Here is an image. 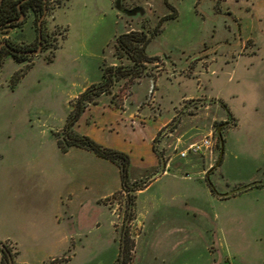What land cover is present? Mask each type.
I'll use <instances>...</instances> for the list:
<instances>
[{
    "label": "rangeland",
    "instance_id": "rangeland-1",
    "mask_svg": "<svg viewBox=\"0 0 264 264\" xmlns=\"http://www.w3.org/2000/svg\"><path fill=\"white\" fill-rule=\"evenodd\" d=\"M168 3L177 10L178 18L164 22L163 32L151 42L148 52L153 55L173 53L176 58L147 67L149 75H164L168 79L175 73L185 79L198 77L214 63V60L201 62L199 71L194 75L195 72L187 71L189 63L178 59L184 53H198L205 44L216 43L226 36L234 43L239 41L240 29L235 26L233 16L227 13L228 9L242 19L241 37L242 33L248 37L258 31L261 20L264 21V0H226L222 12L214 11L215 0H168ZM133 6H141L139 14L127 17L114 0H65L51 23L54 28H62V34L59 33L54 42L55 48L59 45L61 48L53 52L50 50L23 65L8 57L0 67V236L14 238L17 235L14 226L17 228L29 214L27 209L14 206L16 184L20 173L26 174L29 168L47 165L48 154L57 148L53 133L64 127L66 110L71 113L73 108L69 103L75 100L70 99L71 93L78 90L86 78H96L104 62L108 65L114 62L118 34L140 30L143 25L155 28L161 17L173 13L165 0H130L129 7ZM229 26H232V31ZM64 36L66 38L62 41ZM5 37L19 43L25 40L18 30L3 32L0 41ZM54 55L56 62L47 63ZM116 63L120 64L119 61ZM34 64L35 67L30 70ZM233 65L227 66L225 73L212 82L211 94L221 97L240 118L238 129L233 130L235 126H232L225 130L227 143L219 166L216 133L227 116L219 104L212 103L214 99L204 95L196 96L194 99L199 101L189 104L194 106L193 111L184 113L178 121V132L183 136L181 144L172 148L169 144L163 152L159 151L163 167H160L159 153L151 138L153 133L147 137L142 129H133L126 118L118 124L116 116L121 112L114 111L108 98H99L96 104L81 113L73 129L96 135L104 145L91 138L97 144L128 155L131 184L144 188L134 193L133 205L124 191L99 201L98 208L104 211L110 231L108 227L102 230L104 234L97 240V250L96 247L84 246L78 261L83 264H120L125 243L127 264H264V184L254 190L221 196L264 181V137L258 135L264 130V117L254 118V121L259 119L261 125L247 126L251 118L246 116L240 101L233 98L238 92L247 98L246 104L256 103L263 107V82L260 79V84H257L252 80V83L241 85L237 80L241 73L238 69L236 73ZM26 73L27 79L14 90ZM60 74H73L78 85L71 88V84L58 79ZM185 79L172 85L163 79L159 86L165 95H169L170 91L178 96L197 94L196 81ZM132 85L128 81L118 84L123 87ZM190 101L181 102L179 108ZM211 133L216 137V148L212 160L204 167L211 168L205 174H199V170L190 169L191 165L187 164L192 163L194 157L184 159L180 153ZM68 152L69 149L61 150V162L74 160ZM99 160V176L106 177L114 187L120 186L118 169L107 165L102 158ZM187 173L191 174L190 180L185 179ZM101 185L100 179L96 189H100ZM191 185L196 189L192 198L202 201V206L205 205L209 211L204 224L202 215L187 214L185 208L182 211L173 203V195L178 197ZM207 187L213 198L218 200L215 204L210 202L212 196ZM179 211L184 220H189L188 223L182 222ZM188 226L194 228V233ZM88 235L94 238L95 231ZM10 239L19 243L24 258L37 264L36 258L39 254L40 257L43 255L39 250L43 247L41 239ZM64 261L67 260H60L59 263Z\"/></svg>",
    "mask_w": 264,
    "mask_h": 264
},
{
    "label": "crops",
    "instance_id": "crops-1",
    "mask_svg": "<svg viewBox=\"0 0 264 264\" xmlns=\"http://www.w3.org/2000/svg\"><path fill=\"white\" fill-rule=\"evenodd\" d=\"M250 37H252L255 41L253 51H250V53L245 52L244 54H238L234 60L229 63L225 58L214 60L209 73L203 76L207 87L206 96L209 99L222 100L221 97L211 94L212 82L223 72L225 73L227 66H232L234 63V71L237 73L238 69L241 73L237 77L238 83L240 82L241 85H244L252 83V80H255L257 81V84H260L258 80L261 79L263 82V85L261 86V93L264 95V26L261 27V31H254ZM56 58L57 57H55L53 62L50 64H54L56 62ZM102 74V67H99V75L96 78H86L84 82L82 81V78H78L79 81H82V86L78 87V90L71 93L72 95L70 96L72 97L70 99H76L89 87L99 83L102 80ZM27 75L22 78L20 83L27 79ZM61 76L62 75L60 74L58 79L61 78L62 82L65 81L69 83V85L71 84V88H74L72 85H78L77 79L73 74L70 76H67L66 74L62 77ZM164 77L165 76L159 78V85L163 79L169 81L167 77ZM184 79L185 78L178 77L175 78L174 82ZM170 83L171 85L173 84L172 81ZM259 87L260 86L258 85V90ZM17 88H15V90H17ZM118 92L119 89L114 88L111 95L102 96V98H108L109 104L114 111L121 112V115L118 114L116 116L117 123L119 124L120 121L125 118L130 125L134 122L136 126L132 127L133 129H142L147 137L153 133L151 135L153 143H155L158 133L170 125V122L174 118L173 112L176 111L179 102L187 99H193L200 95L199 92H197V94H193L191 96H178L173 95L171 91L169 92V95H165L159 86L157 92H155L156 97L151 101L152 104L144 105L149 98H151L149 96L152 94L151 83L148 80L141 81L136 86L132 87V89L125 91L121 94V96H119L120 94H118ZM243 97L244 96L240 95L238 92L233 95L235 100L240 101V105L246 113V116L251 118V120L247 122V126L254 127L261 125V123H259V119L258 121H254V118L264 117V106L259 107V104L256 103L246 104L248 103V100ZM222 101L226 103L224 100ZM69 103H72V101H69ZM227 106L233 118L236 120V127L233 129L236 130L240 125L239 115L236 110L228 104ZM67 112L68 110H66L64 126L69 114V112ZM138 124L141 125L140 128L138 127ZM76 133L80 135L84 134L99 144L104 145V143L100 141L96 135H92L91 133ZM258 135L264 137V130H262ZM182 137L183 136L178 132L177 126L172 127L169 131L164 132L159 140L156 141L158 151L163 152L164 148L166 149L169 144L170 148L174 145L178 147L181 144ZM60 152L61 149L57 144V148L55 150H51L48 154L49 156L45 161L47 165L42 168H29L28 173L26 174L20 173V180L15 187L17 198L14 199V206L16 205L18 208L27 209L26 211L29 214L21 220V224L17 226V228L14 226V232L17 233L14 238L42 240L43 247L39 250H41L43 255L40 257L39 254V257L36 258L37 264H48L56 258L65 256L69 253V251L72 252L71 259L62 264H83L81 260L78 261L79 253H82L85 248L96 247L97 250V240L102 234H104L102 230L108 227L107 229L110 231V226L104 216V211L99 210L98 208L99 201L108 199L123 190L122 177L120 186L114 187V185L109 184L106 177L99 176L97 171L100 162L99 159L101 157L96 155L94 152L79 147H71L69 148L68 153L71 155L70 158L74 160L67 162H61L62 157ZM213 155L214 152L207 155L191 156L194 157V160L192 163L187 162V164L189 166L191 165L190 167L192 168L190 169L196 168L194 170H199V174L200 172L201 174H205L206 171L211 168V166H209V168L206 167L205 169V163H209V160H212ZM84 159H86L87 162ZM103 160L107 165H110V167L118 169L121 174L120 168L116 164L105 159ZM196 160L198 163L194 162ZM93 164L95 166H93ZM190 175V173H187L185 179L190 180ZM100 179L102 185L100 189H96ZM175 188L178 190V186H175ZM254 188L251 189L254 190ZM188 189V191L192 190V192L183 190L180 192L181 194L179 193L180 195L178 194V197H174L173 195V203L176 207H178V209L181 208L182 211L185 208L187 214H191L192 212L194 213V216L202 215V222L204 224L206 222V214L209 211L205 209V205L202 206L203 202L201 200L200 201L202 203L195 201L192 198L195 195V192H193L196 191L195 186L191 185ZM206 189L212 196V193L208 190L209 188L207 187ZM210 202L215 204L218 200L216 197L213 198L212 196L210 198ZM179 215L182 217V212L179 211ZM216 217H218V215ZM181 220L182 222H189L187 219L184 220L183 217ZM93 222L94 225L92 224ZM92 226L93 228L89 229V227ZM188 228L192 233H194L193 227L190 228L188 226ZM91 231H95L94 238H89L88 234ZM10 238L14 239L9 235L5 237L0 236V242L8 241L13 245V247H15L17 252L15 259L16 263L34 264L23 257V252L19 243L10 241Z\"/></svg>",
    "mask_w": 264,
    "mask_h": 264
},
{
    "label": "flooded vegetation",
    "instance_id": "flooded-vegetation-1",
    "mask_svg": "<svg viewBox=\"0 0 264 264\" xmlns=\"http://www.w3.org/2000/svg\"><path fill=\"white\" fill-rule=\"evenodd\" d=\"M11 1L14 3V8L5 17L0 18V34H2L3 32H6L8 30H18L23 35V37H25L24 39L26 41L24 40L21 43H19V42H17V40L10 39L9 37L3 38V40L0 41V67L4 63L5 59L8 57L10 59H12V61L16 62L17 64L23 65L25 63H30V61H32L35 58L42 57L43 55H45L46 52H48L50 50L52 52L58 51L61 48V45L56 46V48H55L54 42L56 40L57 35L62 34L60 32V29H62V28H60V27L54 28L52 26V24H53V21L55 20V12L58 9L62 8L65 0H11ZM129 1L130 0H114V4H116V6H119L121 8V10H122L121 13L123 15H125L127 17H132L134 15L130 16V15H128V13L140 10L141 6L129 7ZM215 1H216V4H215L214 11L215 12H222V5L224 2H226V0H215ZM236 1H239V0H236ZM0 2H1V0H0ZM3 3H4V0L0 4V12L2 9ZM165 3L168 6V8H170L172 10L173 13L170 15H166V16L161 17V20H160L159 25L157 27L149 29L148 26L143 25V27L140 30H127V31H124V32H122L116 36V38H115V51L113 54L115 60L110 65H108L107 63L104 62V64L102 65V72H103L102 80L99 83L94 84V85H98L104 81V74H105L106 70H108L109 68H118V67L126 68V67H129L133 64L129 59H127L126 56L125 57L118 56V53L116 50V43H117L116 40H117V37L122 35V34L139 33V34H143L146 37V39L148 40V44L146 45V55L152 61L143 63V65L145 67H144V71L142 73V76L139 78H134V79L121 78L117 81H114L113 86L111 87L110 91L108 93H104V94L100 95L99 97H97L94 102L88 103L85 106L84 111L90 105L96 104L98 102V99L101 98L102 96L111 95L114 88L119 89L118 94H120L119 96H121V94H123L125 91L132 89V87L136 86L138 83H140L143 80H148L151 83V87H152V94H151V96H149L151 98H149V100L144 105L152 104L151 101L153 98L156 97L155 92H157V89L159 87V84H158L159 81L158 80L160 77H163L164 75H160V76L159 75H157V76L156 75H149L148 74V68H147L148 65L154 64L156 62L159 63L160 61L169 62L171 59L174 60L176 58L175 55H173V53H164L162 55H153V54H150L148 52V47L151 44V42L163 32L162 26H163L164 22L178 18L177 10L168 3V0H165ZM227 13L229 15L233 16V18L235 20V26H238L240 29L239 41H236L234 43L231 40V38H228L226 36L224 39H221L217 42L215 41L216 43L205 44L201 48V50H199L198 53H194V54L184 53L183 57H180L178 59L184 60L185 63H189L187 71H193V72H195L194 73V75H195L196 72L199 71V64L203 61L216 60L215 58H217V59L225 58L228 60V63H229L232 60H234V58L238 54H244L245 52L250 53V51H253V48L255 46L254 45L255 41L252 37H250L253 33L250 36H248L249 38L244 37L243 33H242V37H241V31L243 32L242 19L237 17V15H234L232 12H230L229 9L227 10ZM137 14H139V13H137ZM174 15H176V17H173ZM50 18H51V22H50ZM262 26H264V21L261 20V24L259 25L260 28H258V32H259V30L261 31ZM228 28L229 29L231 28V31H232V26L231 27L229 26ZM66 31H67V29H66ZM65 38H66V36H64L62 41H64ZM238 44H239V47H236ZM142 46H143V44H140V48H142ZM56 55H54V56L56 57ZM54 58H53V60H54ZM116 61L117 62L119 61L120 64H117ZM190 61L191 62L193 61V62L191 63ZM47 63L50 64V62H47ZM212 64L210 65V67L212 66ZM35 65L36 64H34V66ZM34 66L30 70H32L34 68ZM210 67H209L208 71L205 69L206 71L203 75L199 74L198 77H193V78L188 77L187 78V80L196 81V83H197L196 85H197V89H198L199 94L204 95L205 97H207L206 96L207 87H206V83L203 79V76L209 73ZM177 74L178 73H175L174 77L169 79V82H171V81L174 82L175 78L179 77ZM26 75H27V73L20 78V80L18 81L16 86H14V88L18 86V84L20 83L22 78L25 77ZM122 81L132 82L133 85L129 86V87L118 86V84H120ZM94 85H92V86H94ZM85 92H83V93H85ZM81 95H79L74 100V102L71 103V105L73 106L71 113H73V111L76 109L75 108L76 102L78 101V99ZM112 100H114V99H112ZM189 100H191V101L183 104V106H181V108H179V105L181 102H185V101H189ZM195 101H199V100L193 98V99H187V100L179 102L176 111L173 112L174 118L170 122V125H168L166 128L161 130L156 137L154 144H155V148H156L158 153H159V151H158L157 146H156V141L159 140V138L161 137V135L164 132L169 131L172 127L177 126L178 121L180 120V117H182L184 115V113H186V112L188 113L189 111H193L194 106L192 104L191 105H189V104L194 103ZM212 103L219 104L224 109L225 114L227 116V120H225L224 122H221L218 126V129L222 126V130H221L222 138H220L218 136V129H217V133H216L217 139H218L217 147H218V143L220 144V146L218 147V149L220 150V153H219V158H220V155H221V139L224 142V154H225V148H226V143H227V137L225 135V130L227 128H231L232 126L236 127V120L233 118L227 104L224 103L222 100L214 99L212 101ZM71 113L68 114L65 126L67 124L68 118H69ZM131 125H132V127L136 126L134 122H132ZM65 126L63 128H61L59 131H56V133H53V136H54L57 144H58L59 140L62 142L64 141L63 131H64ZM138 127L140 128L141 125L138 124ZM73 131H74V133H76V131L74 129H73ZM76 134H78V133H76ZM211 134L213 137V152H214V150L216 148V137L213 133H211ZM78 135H80V134H78ZM81 136H83V135H81ZM86 137H88V136H86ZM222 159H224V155H223ZM159 164H160V167H163V164H164L163 158H162V155L160 153H159ZM129 171H130V169H129ZM129 182H130L131 188L137 187V188H139L138 190H141L142 188H144L142 186L138 187V185L132 186L133 184H131L132 182L130 180V177H129ZM258 182H263V184H264V181L260 180ZM263 184L255 186V188L260 187ZM138 190H136V191H138ZM122 191L126 192L124 189ZM128 195H129V193H128ZM126 233H125V235H126ZM123 245H124V250H123V246H122L120 264H122V262H123V264H127V259L125 257V244L123 243ZM123 253H124V259L122 260ZM16 256H17L16 249H15V247H13V245L10 242H8V241L0 242V264H10V257L13 258L14 264H17L15 261ZM71 256H72V252L69 251V253H67L65 256H62L61 258H56V259L52 260L51 262H49L48 264H62V263H59V261L63 260V259L67 260V261H64L63 263L68 262L69 259H71Z\"/></svg>",
    "mask_w": 264,
    "mask_h": 264
},
{
    "label": "trees",
    "instance_id": "trees-1",
    "mask_svg": "<svg viewBox=\"0 0 264 264\" xmlns=\"http://www.w3.org/2000/svg\"><path fill=\"white\" fill-rule=\"evenodd\" d=\"M14 8V3L11 0H4L0 12V18L5 17ZM173 17H176L174 15ZM116 50L118 56L127 57L133 64L129 67L109 68L104 74V81L98 85L90 87L83 93L76 102V109L70 114L67 124L64 128V141H58V146L62 151H67L71 147H79L94 152L99 157L116 164L121 171L123 189L129 193V201L133 205L134 192L139 188H131L129 182L130 158L128 155L116 150L102 147L86 136H81L73 131V126L79 119L88 103H92L97 97L104 93H108L113 86V82L121 78H139L144 71V62L152 61L146 55V45L148 40L143 34L130 33L122 34L117 37ZM140 44H143L140 48ZM48 59V62H53V58ZM220 144L218 143V147Z\"/></svg>",
    "mask_w": 264,
    "mask_h": 264
},
{
    "label": "built area",
    "instance_id": "built-area-1",
    "mask_svg": "<svg viewBox=\"0 0 264 264\" xmlns=\"http://www.w3.org/2000/svg\"><path fill=\"white\" fill-rule=\"evenodd\" d=\"M213 153V137L212 134L207 135L199 142L193 143L180 153L181 158H188V156L207 155Z\"/></svg>",
    "mask_w": 264,
    "mask_h": 264
},
{
    "label": "water",
    "instance_id": "water-1",
    "mask_svg": "<svg viewBox=\"0 0 264 264\" xmlns=\"http://www.w3.org/2000/svg\"><path fill=\"white\" fill-rule=\"evenodd\" d=\"M3 2V0H1V2H0V4ZM138 11L139 10H137V11H135V12H130V13H128V15H136L137 13H138ZM221 130H222V126L218 129V136L220 137V138H222V132H221ZM223 155H224V142H223V140L221 139V155H220V158H219V162H218V166L220 165V163L222 162V158H223ZM217 166V167H218ZM260 184H263V182H254V183H252V184H249V185H247V186H243V187H241V188H238V189H236V190H234V191H232V192H230V193H227V194H225V195H221L222 197H228V196H230V195H234V194H236V193H239V192H242V191H245V190H248V189H251V188H253V187H255V186H258V185H260ZM125 244V243H124ZM123 250H124V245H123ZM124 259V253H123V257H122V260ZM10 264H14V261H13V258L12 257H10ZM122 264H123V262H122Z\"/></svg>",
    "mask_w": 264,
    "mask_h": 264
}]
</instances>
